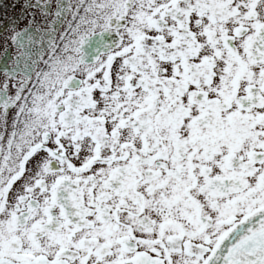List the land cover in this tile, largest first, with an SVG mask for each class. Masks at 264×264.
<instances>
[{
    "label": "snow or ice",
    "instance_id": "obj_1",
    "mask_svg": "<svg viewBox=\"0 0 264 264\" xmlns=\"http://www.w3.org/2000/svg\"><path fill=\"white\" fill-rule=\"evenodd\" d=\"M0 264H264V0H0Z\"/></svg>",
    "mask_w": 264,
    "mask_h": 264
}]
</instances>
